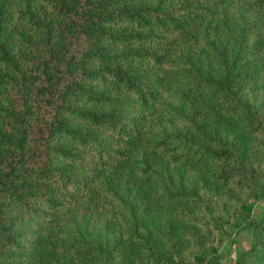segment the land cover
Segmentation results:
<instances>
[{"label": "trees", "instance_id": "1", "mask_svg": "<svg viewBox=\"0 0 264 264\" xmlns=\"http://www.w3.org/2000/svg\"><path fill=\"white\" fill-rule=\"evenodd\" d=\"M263 157L264 0H0V264L198 261L254 185L264 264Z\"/></svg>", "mask_w": 264, "mask_h": 264}, {"label": "rangeland", "instance_id": "2", "mask_svg": "<svg viewBox=\"0 0 264 264\" xmlns=\"http://www.w3.org/2000/svg\"><path fill=\"white\" fill-rule=\"evenodd\" d=\"M254 166L255 169L251 174L255 179V183L257 185L255 188L256 191L260 183V178L262 177V169L260 168L264 167V157L261 161L253 163V167ZM258 170L259 174L257 173ZM190 173L186 172L183 175L182 171H179L177 169H171L169 174L172 175L173 180H175L178 175H183L187 187L192 188L198 187L199 185L200 188V179L195 174L191 173V175H189ZM170 182L172 183V181ZM254 187L255 185L247 189V191L242 194L236 191L227 192L228 190L226 189V187L223 186L218 187V194L222 193L228 196V200L222 199L223 201H225V205L223 206L225 208V212H227V214L229 215L227 219L228 221L223 222L221 225H218V227L215 226L219 222L216 223L214 226L212 224L207 223V230L209 231L205 232V234L201 238V248L197 247V243L186 241L184 238L180 240L181 248L201 256V259H199L198 261H193L192 259H190L187 264H232L236 255L248 250L250 244L254 240V234L248 229H240L241 223L238 217L239 215L234 213V209L237 206V200L242 199L245 196L247 197V195L249 196V201L255 202V200L251 196V191L254 189ZM234 196L236 198H234ZM255 204L261 205L260 201H256ZM223 220H225V217ZM160 222L162 225L161 228H163V217H160ZM157 228L158 227H155L154 230Z\"/></svg>", "mask_w": 264, "mask_h": 264}]
</instances>
